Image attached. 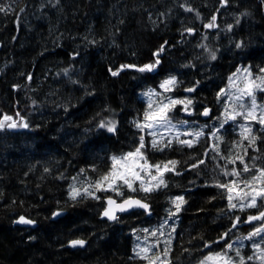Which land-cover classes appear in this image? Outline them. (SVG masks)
Listing matches in <instances>:
<instances>
[{"label":"trees","instance_id":"1","mask_svg":"<svg viewBox=\"0 0 264 264\" xmlns=\"http://www.w3.org/2000/svg\"><path fill=\"white\" fill-rule=\"evenodd\" d=\"M0 9V119L13 118L0 129V264H142L136 233L164 223L180 196L171 264H197L226 243L256 264L255 237L244 245L238 239L264 223L245 222L264 208L230 209L227 191L217 185L251 178L237 156L264 168V126L255 123L249 146L239 120L225 121L222 94L240 67L264 76V0H0ZM156 59L152 72L136 70ZM169 76L177 81L170 94L193 102V115L183 116L204 126L192 147L179 140L153 147L136 127L146 112L142 93ZM108 121L115 132L99 126ZM13 122L18 126H6ZM141 136L150 163L177 161L164 185L71 198L75 177L99 178L112 156L135 150ZM233 169L239 178L224 174ZM109 194L139 196L151 213L103 218ZM21 216L34 223H18ZM72 239L85 243L72 248Z\"/></svg>","mask_w":264,"mask_h":264},{"label":"snow or ice","instance_id":"2","mask_svg":"<svg viewBox=\"0 0 264 264\" xmlns=\"http://www.w3.org/2000/svg\"><path fill=\"white\" fill-rule=\"evenodd\" d=\"M3 10V9H0ZM213 21L215 20V17L212 18ZM214 24H209L207 27H213ZM189 31H191L189 29ZM237 47H241L240 44L236 45ZM163 46L161 47L160 51H163ZM156 56L159 55V52L155 54ZM212 59H215V55L212 56ZM160 63L159 59H156L154 63L145 64L142 67L137 68L136 70L140 72H152L157 65ZM129 67H135L133 65H122L121 70L124 68ZM238 72L241 71L240 69L237 70ZM247 75L245 77V86L243 89H240L241 93L243 95H247L251 97L252 104L251 108L245 113H236L235 115L229 114L227 116V119L235 120L237 115H244V118L248 121H255L256 123H259L260 125L264 126V111L260 113L258 116L256 114V100L254 95V90L259 89L261 91H264V76H258L255 79L252 78V73L249 69L243 70ZM261 72H264V68L260 69ZM118 71H113L112 75H118ZM231 79V78H230ZM257 80H259V83H257ZM177 81L175 78H170L165 80L160 87L163 88L165 91H169L172 87L176 85ZM194 88H188L186 91L192 92L194 91ZM223 92V90H222ZM151 95V93H149ZM237 99H240V97H237ZM193 102L191 99H185V100H178V99H172L168 98L167 103H164L163 101L160 102L159 107L155 111H147L144 116V120L147 121L146 123H137L136 127L139 128L141 131H143L145 128L152 129L157 124H160L161 122L167 123L169 122V116L168 113L172 110L175 105L180 104L184 106V110L188 111L189 105H191ZM242 107V105H241ZM149 109H152V104H149ZM18 115V114H17ZM203 115L207 116L209 115V110L205 109L203 112ZM13 118L11 116L5 115L3 119H0V129L5 127V121H12ZM8 128H15L18 125L16 123H8L6 125ZM21 127H28L26 123L20 124ZM101 128H107V131L109 132H115L116 131V125L113 121H108L107 123L102 122L99 125ZM252 129L249 126H244L241 135L245 140L249 141V146H252L255 144L256 137L252 134ZM203 133L198 132L195 133L196 137H199ZM188 135H191L188 133ZM153 147L157 146V141L153 140ZM179 143L187 145L188 147H192L193 142L190 140H180ZM171 144V141L168 142V145ZM165 145V146H168ZM144 137H140V146L136 148L135 152H129L123 157H112V165L108 172H106L104 175L100 177L99 180H97L93 185H91L92 188L95 189V191H102V192H108V191H114L118 196H123L124 193L121 191V188H127L128 190L135 192V191H144V192H151L156 188H159L160 186L164 185V180L162 179L163 172L167 171H174L175 166L177 164V161H168L163 165V169H161L160 165H149L144 158V155L141 151V149L144 148ZM247 154L245 150V155ZM236 159L240 161L241 164H244V167L242 169V172L249 173L252 172V176L250 179H245L243 181H240L239 179L232 180L227 184H218L217 186L220 188H223L227 191V200H228V207L230 209H234L238 206L237 203H234V200L239 201V207L241 210L244 208H264V168L256 169L255 165L252 167H249L248 164L244 163L242 156H237ZM143 161V162H141ZM229 163H235V160H229ZM203 163V161H201ZM171 165V167H169ZM196 165H193L195 167ZM155 168L158 173H160L161 178H157V176L153 175L151 179L153 181H157L155 185L147 186L145 184V181L141 175V173L150 174V169ZM225 175L235 176L239 178L241 176V171H237L236 169H233L231 172H225ZM139 181L140 186L139 188L135 187V183ZM241 184H243V187H241ZM166 186V185H165ZM239 189V191H237ZM245 189H248V191H245ZM235 193V195H233ZM71 198L75 200L77 197L81 195L85 196H91L94 199H100L99 196L95 195V192L89 191L88 189H84L83 193L76 188H73L71 191ZM246 201V202H245ZM258 201L260 203L258 204ZM185 203L183 197H177L175 200H173V204L175 205V213H172V215H175L176 213H179L181 210V206ZM107 206L105 207L103 211V216L106 217L109 220H117L118 217L116 216V212H126L130 209L139 208L143 209L145 212H148L150 209V206L143 202L140 199H135L132 197H128L124 199L121 203H117L116 200L112 199L111 197H108L106 200ZM54 215H59V213H54ZM253 221H264V211H259L258 215H250L248 216L246 223H251ZM18 223L23 224H33L34 221L30 219H26L25 217L21 216L19 218ZM240 222V218L236 217V222L233 223L232 227L235 228L236 224ZM147 232L148 230L145 229ZM174 231V229H173ZM231 229H229V232ZM261 233H264V224H262L260 227H256L254 231L249 233L247 239H252V237L258 236ZM152 236L156 235V232L150 233ZM228 236V232H225L221 236V240H225ZM262 241H264V236L261 237ZM85 241L83 240H73L70 241L71 246H83ZM166 244L170 243V241H166ZM159 245L153 244L150 246L145 247H138V249H134V253L136 258L143 260L145 264H171L170 261L167 260V257L169 255V249L166 247L163 252H154L153 248H158ZM205 247H209V245L205 244ZM233 247L232 244L226 243L225 248L226 250L223 252H216V253H210L204 257L203 260L200 261V264H236L235 261H233L232 257L228 256L227 251L231 250ZM256 249L258 251L264 252V250L260 249V245H255ZM236 255L240 257L239 264H245V258L240 256L239 250L236 251ZM262 260H264V255H261L258 257ZM248 260H252L253 257L249 256L247 257Z\"/></svg>","mask_w":264,"mask_h":264},{"label":"rangeland","instance_id":"3","mask_svg":"<svg viewBox=\"0 0 264 264\" xmlns=\"http://www.w3.org/2000/svg\"><path fill=\"white\" fill-rule=\"evenodd\" d=\"M239 69L241 71H239V72L235 71L230 76L231 79L229 78L228 85L223 89V92H222V94L225 96V101H226V105H225V109H224V117H225L226 122L232 121V119H227V116L229 114L235 115L238 112L246 114V112L251 108V104H252L251 97H249L247 95H243L240 91V89L244 88L245 82H246L245 77L247 74L243 70L249 69V67L243 66V67H240ZM251 73H252L253 79H255L258 76H262V74L253 73L252 71H251ZM170 78H174V77L173 76L166 77L159 84L158 88H148L146 91H144L142 93L143 100L146 103V112L147 111H155L159 107L160 102L163 101L164 103H167L168 98L178 99V100L189 99L188 97L172 96L170 94V90L173 87L169 91H165L163 88L160 87V85L165 80L170 79ZM257 83H259V80H257ZM260 92H261V90H259V89L254 90V95H255V100H256V105H257L256 114L258 116L260 115V113L262 111H264V99L261 101L259 100V93ZM149 93H151V95H149ZM237 97H240V99H237ZM150 103L152 104L151 110L149 109ZM178 105H180V104L175 105V107H173L172 110L168 113L169 122H167V123L161 122L160 124H157L156 126H154L152 129L145 128L143 130L145 133H147L150 136L151 142H153V140L157 141V143H161V142H165V141H172V140H179V141L180 140H190L192 142H195L197 139H199V137L201 135L199 137H196L195 133H198V132L202 133V129L204 128V126H196L194 123V120L188 119L187 117H184L182 114V113H184V115H193L192 104L189 105L188 111L184 110L183 105H180L179 107H178ZM241 105H242V107H241ZM176 109H177V111H176ZM236 119L239 120L237 123L239 125V131H241V132H242L244 126H249L253 130L255 123H256L255 121L250 122V121L246 120L244 118V115H237ZM146 122L147 121H145L143 119L140 123H146ZM188 133H190L191 135H188ZM135 150H130V151H127V152H124L121 154H116V155H113L112 157H118V158L123 157L129 152H135ZM141 151L144 155V158L146 159L144 150L141 149ZM146 161L149 165H160L161 169H163L164 164L163 165L152 164L147 159H146ZM141 162H143V161H141ZM111 165H112V158H111V163H110L109 168L102 175H104L106 172H108ZM169 167H171V165H169ZM149 171H150V174L141 173V175L145 181V184L147 186H152V185H155L157 183V181H153L151 179V177L153 175H155L159 179V178H161V176H160V173H158L155 168H152ZM164 173L165 172H163V176H162L163 180H164ZM100 177L95 179L94 181L90 180L89 178L75 177L72 180L71 185H70V194H71L72 189L76 188V189H79L82 193H83L84 189H88L89 191L95 192V195H97L99 191H95V189L92 188L91 185H93L97 180H99ZM134 186L139 188L140 182L137 181ZM241 187H243V186H241ZM126 189H127L126 187L121 188V191L124 192ZM237 191H239V189H237ZM245 191H248V189H245ZM111 193H115V192L111 191ZM109 195H113V194H109ZM233 195H235V193H233ZM180 197H182V196H180ZM233 202L237 203L239 206V203H240L239 201L234 200ZM258 203H259V201H258ZM175 211L176 210L174 208L172 213H175ZM175 215H171L170 217H168L166 219V221L164 223H162L160 225L143 227L139 232H137L135 235V238H136L135 239L136 240L135 241V249H138V247L150 246V245L157 244V243H158L159 247L153 248L154 252H161L162 253L166 247L169 249V246H170V243H171V240L173 237V227H174ZM260 226L261 225H258V227H260ZM145 229H147L148 231L146 232ZM151 232H156V235L152 236L150 234ZM248 235L244 238H242V237H241V239L239 238L238 241L241 242L243 245L246 244V239H247ZM262 236H264V233H261L260 235L255 236V238L252 237L253 239H252L251 244H250L251 248L253 249L254 261L256 262V264H264V260L258 258L261 255H264V252L258 251L255 247L256 244H259L260 249L264 250V242L261 239ZM166 241H170V243L166 244L165 243ZM237 250H239V249H236L233 252H232V250H230L227 252V254H228V256L232 257L233 261H235L236 264H239L240 257H238L236 255ZM239 252H240V256L245 258V264H253V263H247L246 262L247 258L245 256V254L243 253V251L239 250ZM214 253H216V252H214ZM167 260L169 261V255L167 257ZM200 261L197 264H200ZM142 264H145V262L143 260H142Z\"/></svg>","mask_w":264,"mask_h":264},{"label":"water","instance_id":"4","mask_svg":"<svg viewBox=\"0 0 264 264\" xmlns=\"http://www.w3.org/2000/svg\"><path fill=\"white\" fill-rule=\"evenodd\" d=\"M108 197H111L112 199L116 200L117 203H121L124 199H126V198H128V197H132V198H135V199H140V200H142L143 202L147 203V204L150 206V209H149V211H148L147 213H148V214L151 213V204H150L147 200H145V199H143V198H141V197H139V196H128V197H125V198H123V199H118L117 197H115V196H113V195H108V196L105 197V207L107 206V204H106V200H107ZM105 207L103 208L102 213H101V216H102L103 218H106V217L103 216V211H104ZM137 209H139V208L130 209V210L126 211V212H119V211H117V212H116V216L119 217L120 214L128 213V212H130V211H132V210H137ZM139 210H143V209H139ZM143 211H144V210H143ZM106 219H107V218H106ZM108 220H109V219H108ZM110 221H115V220H110ZM73 240H78V239H72L71 241H73ZM79 240H83V239H79ZM83 241H84V240H83ZM68 245H69L70 247H72V248L81 247V246H75V247H73V246H71L70 242L68 243Z\"/></svg>","mask_w":264,"mask_h":264}]
</instances>
